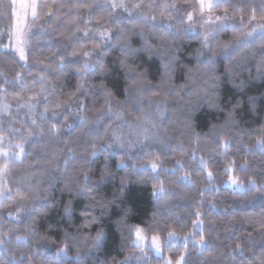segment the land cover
Listing matches in <instances>:
<instances>
[{
  "label": "clouds",
  "instance_id": "clouds-1",
  "mask_svg": "<svg viewBox=\"0 0 264 264\" xmlns=\"http://www.w3.org/2000/svg\"><path fill=\"white\" fill-rule=\"evenodd\" d=\"M34 3L19 45L0 17V264H158L137 228L214 155L264 190V0Z\"/></svg>",
  "mask_w": 264,
  "mask_h": 264
},
{
  "label": "trees",
  "instance_id": "trees-1",
  "mask_svg": "<svg viewBox=\"0 0 264 264\" xmlns=\"http://www.w3.org/2000/svg\"><path fill=\"white\" fill-rule=\"evenodd\" d=\"M11 21L14 24V12ZM226 164L218 155L211 157L208 167L214 174L213 181L205 179V170L198 166L192 176L194 183H183L179 196L158 215L155 233L164 247V256L154 251L150 253L158 264H163L165 257L176 261L179 255L173 254L178 250L180 255L184 254L185 242L170 241L167 233L174 230L178 237H183L194 230L193 223L197 220L203 221L201 234L209 241V246L203 249L204 264H238L244 257L238 251L229 255L237 244L245 247L244 256H248V246H252L257 256L264 252V190H248L247 180L252 173L236 165L232 172H225ZM232 175L244 182V190L226 185ZM260 180L257 176L258 184ZM206 186L211 190H206ZM197 211L201 214L199 217L195 215ZM199 237L197 235L196 239ZM187 247H193L192 240L187 241Z\"/></svg>",
  "mask_w": 264,
  "mask_h": 264
},
{
  "label": "snow or ice",
  "instance_id": "snow-or-ice-1",
  "mask_svg": "<svg viewBox=\"0 0 264 264\" xmlns=\"http://www.w3.org/2000/svg\"><path fill=\"white\" fill-rule=\"evenodd\" d=\"M204 6L203 0H202V7ZM7 8L8 11L5 12L4 9ZM15 13V24H12V27L10 29V34L15 37L17 44L19 45L22 43L23 39V34H24V29L27 25V21L30 18H34V13H35V3L34 0H30L29 3H22L19 2V0H0V15L4 16L5 18L12 19V13ZM21 54H23V50L20 49ZM201 162L202 158H201ZM182 166V165H181ZM235 162L230 164L225 165V172H232L234 170ZM241 170H246L245 166H238ZM193 175H185L182 180L183 183L187 185H191L194 183ZM205 179L209 181L214 180V174L211 169L205 170ZM232 185H234L237 188H243L244 185L238 181V178L232 177L231 180L229 181ZM258 186L256 185L255 181H252L251 184L248 186V190H252L257 188ZM206 190H211L206 186ZM198 217L201 215L198 211L195 213ZM203 221L202 220H197L196 222L193 223V231L188 233L187 235L183 237H178L176 232L174 230L169 231L168 238L169 240H180L182 242L192 240L193 242L196 241V236L200 235L201 239L198 241L200 244V247L202 249H206L209 246V241L204 238V236L201 234L203 232ZM137 234V243H142L145 247L149 248L150 250H153L156 255L163 257V251L161 248V242H160V237L156 233L152 234H147L146 231L142 228H137L136 231ZM242 245L237 244L236 248H240ZM235 251V249H233ZM257 259L261 260V264H264V259H261L258 257ZM165 264H173L171 261V258H168L165 261ZM175 264H187V259L186 255H180L179 258L175 261Z\"/></svg>",
  "mask_w": 264,
  "mask_h": 264
},
{
  "label": "rangeland",
  "instance_id": "rangeland-1",
  "mask_svg": "<svg viewBox=\"0 0 264 264\" xmlns=\"http://www.w3.org/2000/svg\"><path fill=\"white\" fill-rule=\"evenodd\" d=\"M19 2H22V3H29L30 0H19ZM15 20H16V17H15ZM14 24H15V21H14ZM232 177H234V176L232 175V176L229 178V180L227 181V183H226L227 186H230V187L235 188V189L240 190V191H242V190H244V189L246 188V185L244 184V182H243V185H244L243 188H237V187H235L234 185H232V184L229 182V181L231 180ZM236 178H238V177H236ZM238 181L241 182V180H240L239 178H238ZM161 248H162L163 256H164V247H163L162 244H161ZM173 264H175V261H173Z\"/></svg>",
  "mask_w": 264,
  "mask_h": 264
}]
</instances>
